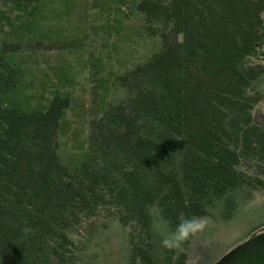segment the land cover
Returning a JSON list of instances; mask_svg holds the SVG:
<instances>
[{
    "label": "trees",
    "instance_id": "16d2710c",
    "mask_svg": "<svg viewBox=\"0 0 264 264\" xmlns=\"http://www.w3.org/2000/svg\"><path fill=\"white\" fill-rule=\"evenodd\" d=\"M263 100L264 0H0V264H94L93 220L120 264H187L192 235L165 249L158 222L264 191Z\"/></svg>",
    "mask_w": 264,
    "mask_h": 264
},
{
    "label": "rangeland",
    "instance_id": "374dc122",
    "mask_svg": "<svg viewBox=\"0 0 264 264\" xmlns=\"http://www.w3.org/2000/svg\"><path fill=\"white\" fill-rule=\"evenodd\" d=\"M62 69L65 74L64 85L76 99H83L85 108H90L91 87L85 57L82 54L68 56ZM46 72L49 73L48 70ZM50 76L54 79V76ZM62 89L66 91L63 86ZM253 116L257 121L264 122V100ZM200 220L204 222V227L192 234L187 249V264H214L247 238L264 232V191L229 221H220L216 217ZM79 238L83 245L90 247L86 252L94 254V264H120L122 236L113 223L89 221Z\"/></svg>",
    "mask_w": 264,
    "mask_h": 264
},
{
    "label": "clouds",
    "instance_id": "9594fccd",
    "mask_svg": "<svg viewBox=\"0 0 264 264\" xmlns=\"http://www.w3.org/2000/svg\"><path fill=\"white\" fill-rule=\"evenodd\" d=\"M203 227L204 222L200 218L183 214L178 216L174 227L161 220L157 225V230L161 234L160 244L165 249H179L192 234Z\"/></svg>",
    "mask_w": 264,
    "mask_h": 264
},
{
    "label": "water",
    "instance_id": "95a60500",
    "mask_svg": "<svg viewBox=\"0 0 264 264\" xmlns=\"http://www.w3.org/2000/svg\"><path fill=\"white\" fill-rule=\"evenodd\" d=\"M214 264H264V232L238 244Z\"/></svg>",
    "mask_w": 264,
    "mask_h": 264
},
{
    "label": "bare ground",
    "instance_id": "6f19581e",
    "mask_svg": "<svg viewBox=\"0 0 264 264\" xmlns=\"http://www.w3.org/2000/svg\"><path fill=\"white\" fill-rule=\"evenodd\" d=\"M258 234H260V233H258ZM258 234H255V235H258ZM255 235H252V236H255ZM252 236H251V237H252ZM249 238H250V237H249ZM247 239H248V238H247ZM247 239H246V240H247ZM243 242H244V241H243ZM227 253H228V252H227ZM223 256H224V255H223ZM219 259H220V258H219ZM219 259H218V260H219Z\"/></svg>",
    "mask_w": 264,
    "mask_h": 264
}]
</instances>
